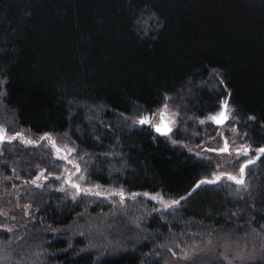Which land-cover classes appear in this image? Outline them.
<instances>
[{
    "label": "trees",
    "instance_id": "obj_1",
    "mask_svg": "<svg viewBox=\"0 0 264 264\" xmlns=\"http://www.w3.org/2000/svg\"><path fill=\"white\" fill-rule=\"evenodd\" d=\"M224 100L250 159L264 0H0V129L22 134L0 141V179L55 176L0 211V264H264V154L242 196L200 183L216 163L192 148L217 131L200 119ZM164 105L170 132L139 123ZM62 140L79 159L70 179L84 169L104 192L59 186Z\"/></svg>",
    "mask_w": 264,
    "mask_h": 264
},
{
    "label": "rangeland",
    "instance_id": "obj_2",
    "mask_svg": "<svg viewBox=\"0 0 264 264\" xmlns=\"http://www.w3.org/2000/svg\"><path fill=\"white\" fill-rule=\"evenodd\" d=\"M223 104L217 112H214L211 115L204 117L200 120L204 122L211 121L209 119L210 116H216L222 110H224ZM231 109V105L227 101L226 115L228 116V119L222 124L215 123L217 125L216 133L212 136L206 137L202 142L196 144L192 149L193 152L196 153L198 156L211 158L215 161L216 171L210 176L212 180L215 178L217 172L221 171L219 175L221 179L217 183L225 185L229 189L231 195L242 196L250 188H253L255 184H251L249 180L244 181L243 184H239L236 183L234 180L228 179L229 176H232V173L236 174L237 180L241 178L242 174L240 172V167L245 161L248 160H245V158L250 156L249 152H247V155L237 154L238 150L242 152L244 149H247L249 142L244 139V135L239 132L237 125L232 122ZM162 111L164 112V118L168 120L171 125H173L175 120V113L168 105L166 108L165 105L161 108H158L156 112L151 115V122L149 124L154 126L155 122H160V114ZM225 141H227V146L229 150L227 152H221L219 150L225 147ZM60 143L64 148L59 149V153H57V150L54 149L55 156L62 157V153L64 152L68 155V157H70V159H68V164L65 162L63 163V173L60 175V177L57 176L59 186L63 188V190L66 191L73 198L79 197V192H77L76 190L77 187H74L75 184L73 181L78 182V189H91L104 192V185L90 184V181L85 175L84 169L80 170V172L78 171L73 178L69 180L67 179V172L75 170L74 168L79 165V159L74 146H72L68 141L65 140L60 141ZM255 155L256 154H254V156H252L251 158H254ZM14 176L15 175H10L4 179H0V203L3 202L0 205V211L9 209V206L6 204V202H11V200L17 198L18 194L21 192V188L26 185L43 184L46 179L53 175L42 169L32 180L29 181H24L21 178H18L20 180L18 182ZM69 176H71V174ZM87 180L89 181V183ZM33 181H35V183H33ZM204 181H206V179H204ZM9 182L13 183L11 187L8 186ZM209 184L212 183H202L201 186ZM206 259H209L208 263L215 262L216 260V258L211 255L207 256ZM183 261V258H181V263L189 264V262Z\"/></svg>",
    "mask_w": 264,
    "mask_h": 264
},
{
    "label": "snow or ice",
    "instance_id": "obj_3",
    "mask_svg": "<svg viewBox=\"0 0 264 264\" xmlns=\"http://www.w3.org/2000/svg\"><path fill=\"white\" fill-rule=\"evenodd\" d=\"M167 107V105H165V108ZM223 109L218 115L216 116H210L209 119L217 124H220V123H223L225 120L228 119V116L226 115V111H227V101H224V104H223ZM160 118H161V124H164L165 121H164V112L162 111L161 114H160ZM151 122V117H148V116H145V117H142L140 120H139V123L141 124H146V123H150ZM201 123H204V121H201ZM156 131L158 132H161V134H167V132L171 131L170 128H167L166 125H165V128L162 130V128L160 126H156ZM22 134L20 133H17L15 136L13 137H8L7 136V132L6 130L4 129H0V141H3V140H6V139H16L18 137H20ZM42 139H46V140H50V137H43ZM26 143H32V141H25ZM51 143L53 144V146H55V141H51ZM229 149H228V146H227V141H225V147L220 149L219 151L221 152H227ZM59 149H57V153H59ZM249 151V149H244L242 152L240 150H238L237 154L238 155H247V152ZM261 153H264V148H261L259 150ZM58 158H62V159H66V157H59ZM249 164L251 163H254V161H251L249 160L248 161ZM247 167V165H243L240 169L241 171V174H243L244 172V169ZM79 170V169H77ZM58 178V177H57ZM221 177L220 176H216L213 180H208V181H201L200 183H215L216 181L220 180ZM228 179H231V180H234L236 183H239V184H243V179H240V180H237L236 177L234 176H229ZM33 183H35V181H33ZM74 187H79L78 185H74ZM197 187H199V185H197ZM86 191H90V190H86ZM119 195H121V199L123 200L124 199V196L122 193H120ZM153 199H155V197H153ZM181 199H184V197H182ZM179 203V201H172V204H177ZM167 206H171V205H167Z\"/></svg>",
    "mask_w": 264,
    "mask_h": 264
},
{
    "label": "water",
    "instance_id": "obj_4",
    "mask_svg": "<svg viewBox=\"0 0 264 264\" xmlns=\"http://www.w3.org/2000/svg\"><path fill=\"white\" fill-rule=\"evenodd\" d=\"M148 117H151L150 115L148 116ZM165 119V118H164ZM165 121V123L164 124H161V121L160 122H158V123H155V125H154V128H155V130H156V126H160L161 128H162V130L165 128V125H166V127L167 128H170L171 130H172V125L170 124V122L168 121V120H164ZM226 121V120H225ZM224 121V122H225ZM223 122V123H224ZM220 124H222V123H220ZM4 130H6V129H4ZM158 132V131H157ZM170 132V131H169ZM159 133H161V132H159ZM168 133V132H167ZM261 148H264V145L263 146H261V147H259V148H257L256 150H257V153H256V155H255V157L254 158H250V159H248L247 161H245L243 164H242V166L243 165H249V163H248V161L249 160H251V161H254V162H257L259 159H260V157L264 154V153H261L259 150L261 149ZM247 149H249V147H247ZM64 153V152H63ZM67 156V155H66ZM241 166V167H242ZM247 168V167H246ZM246 168L244 169V172H243V174H242V176H241V178L240 179H243V181H245V179H246V176H247V174H246ZM79 169V168H78ZM241 169V168H240ZM241 172V171H240ZM70 173V171H68L67 172V179L69 180L70 179V177H69V174ZM220 175V174H219ZM232 176H234V177H236V174H233L232 173ZM237 178V177H236ZM239 179V180H240ZM208 181V180H207ZM74 182V184L75 185H78L79 186V184H78V182L77 181H73ZM79 188V187H78ZM80 190V189H79Z\"/></svg>",
    "mask_w": 264,
    "mask_h": 264
},
{
    "label": "flooded vegetation",
    "instance_id": "obj_5",
    "mask_svg": "<svg viewBox=\"0 0 264 264\" xmlns=\"http://www.w3.org/2000/svg\"><path fill=\"white\" fill-rule=\"evenodd\" d=\"M151 116V115H150ZM161 121V120H160ZM156 123V122H155ZM155 123H154V125H155Z\"/></svg>",
    "mask_w": 264,
    "mask_h": 264
}]
</instances>
